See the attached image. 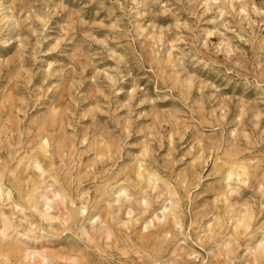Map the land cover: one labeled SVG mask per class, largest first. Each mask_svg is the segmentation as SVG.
<instances>
[{
	"label": "clouds",
	"instance_id": "clouds-1",
	"mask_svg": "<svg viewBox=\"0 0 264 264\" xmlns=\"http://www.w3.org/2000/svg\"><path fill=\"white\" fill-rule=\"evenodd\" d=\"M0 264H264V0H0Z\"/></svg>",
	"mask_w": 264,
	"mask_h": 264
}]
</instances>
